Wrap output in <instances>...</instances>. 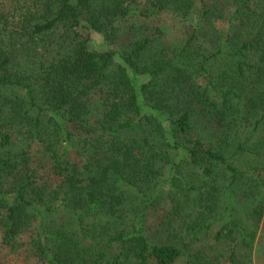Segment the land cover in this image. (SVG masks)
Listing matches in <instances>:
<instances>
[{
  "label": "trees",
  "instance_id": "1",
  "mask_svg": "<svg viewBox=\"0 0 264 264\" xmlns=\"http://www.w3.org/2000/svg\"><path fill=\"white\" fill-rule=\"evenodd\" d=\"M259 131L251 176L235 159ZM262 184L264 0H0V254L253 264L223 202Z\"/></svg>",
  "mask_w": 264,
  "mask_h": 264
},
{
  "label": "rangeland",
  "instance_id": "2",
  "mask_svg": "<svg viewBox=\"0 0 264 264\" xmlns=\"http://www.w3.org/2000/svg\"><path fill=\"white\" fill-rule=\"evenodd\" d=\"M166 22L172 27L173 20L171 19V17H167ZM156 25L157 24L151 23L150 30L151 29L154 30V27ZM217 25L219 27H223L225 24L223 22L222 24L218 23ZM170 34H171V36L169 37L170 41L177 40L179 43H183L182 41L183 39H185V37L183 35H180L177 30H174L173 33ZM115 49L116 48L113 45H111L109 42H107L101 34L95 31H91V50L104 52ZM130 74L134 77L132 72H130ZM136 77L137 78H135V83L137 86L141 85L144 82H147L149 79L147 76H136ZM261 133L263 134L262 131H259L255 138H252L250 141H248L245 151L240 154V158L238 157L239 159H235V164L237 165V167H239L243 171H248L249 175H251L250 173H253L251 176H259L261 172L259 168L251 169L254 166H257L258 163L255 160V156L252 154L254 153V151H250L248 150V148L258 143V140H260ZM33 147L32 149H35ZM166 177L168 181H170L171 178L173 177V173L170 170H168ZM234 196L237 197L235 194ZM262 196H264V184H262V189L258 194V200H260ZM237 201H242V202L238 203ZM263 205H264V201L262 203L255 201V204L247 206L244 203V199H241L240 197L236 201L235 200L228 201V199L225 198L223 202V208L230 207L234 219L238 223L242 224L248 233L256 231V238L251 247V255H250L253 264H264V210H262L261 208L258 214L255 213L257 207L259 208L262 207ZM252 209H254L253 212H251ZM157 220L158 217L153 215V217L150 219V223H153L154 221L156 222ZM257 221L258 224H256ZM222 224L223 223L219 222L214 225L213 235L214 234L216 235L220 231L221 229L220 226H222ZM2 236L3 233L0 230L1 242H2ZM236 240L238 241L237 238ZM236 240L233 239L231 243L225 246L224 248H226L227 250H232V248L236 246L237 243ZM219 247L221 246L216 245L215 248L218 249ZM0 264H38V262L36 258L32 256L23 246L17 249L15 252H11L8 249L2 251L0 254ZM179 264H185V261L181 260Z\"/></svg>",
  "mask_w": 264,
  "mask_h": 264
}]
</instances>
